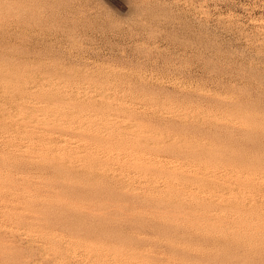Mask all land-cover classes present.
<instances>
[{
	"label": "rangeland",
	"instance_id": "374dc122",
	"mask_svg": "<svg viewBox=\"0 0 264 264\" xmlns=\"http://www.w3.org/2000/svg\"><path fill=\"white\" fill-rule=\"evenodd\" d=\"M0 264H264V0H0Z\"/></svg>",
	"mask_w": 264,
	"mask_h": 264
}]
</instances>
